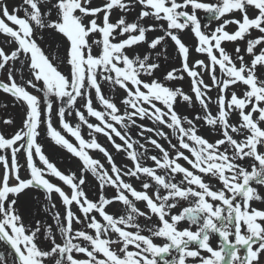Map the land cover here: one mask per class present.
Instances as JSON below:
<instances>
[{
    "label": "snow or ice",
    "instance_id": "snow-or-ice-1",
    "mask_svg": "<svg viewBox=\"0 0 264 264\" xmlns=\"http://www.w3.org/2000/svg\"><path fill=\"white\" fill-rule=\"evenodd\" d=\"M44 32L63 38L62 57L46 54ZM0 37V91L24 106L21 126L5 118L14 133L0 132V264H264V207L254 206L264 205V0H21L11 10L0 0ZM169 40L180 65L159 78ZM17 63L30 78L18 82ZM45 135L79 159L80 175L50 159ZM28 190L43 193L59 241L52 225L25 223L18 204Z\"/></svg>",
    "mask_w": 264,
    "mask_h": 264
},
{
    "label": "rangeland",
    "instance_id": "rangeland-1",
    "mask_svg": "<svg viewBox=\"0 0 264 264\" xmlns=\"http://www.w3.org/2000/svg\"><path fill=\"white\" fill-rule=\"evenodd\" d=\"M9 3V7L11 10V7L13 5H18L21 3V0H8ZM201 16H203V13H200ZM133 17H129V19H132ZM230 18V17H229ZM222 22V21H221ZM218 23L220 22H213L212 27L215 28ZM235 29L234 25H230L228 26L227 30L229 31H233ZM160 33H154V34H150V35H157ZM259 33H253V35H258ZM42 35L44 36V40L41 42L42 43V47H44L46 54H48L51 58L52 55H56V56H63V50H64V41L63 38L60 37L58 34L56 33H51V32H44L42 33ZM183 38L185 39V42L187 44H189L190 46H194L196 41L195 38L191 35V33H185L182 34ZM3 38L0 37V43H2ZM245 45L242 43L241 47L243 48ZM168 50H169V58L167 60H164L163 56L161 57V62H162V68L161 70H159L156 73V76L159 78H162V75L166 73L167 70H170L171 67H179L180 65V61L174 51V46L172 44V42L169 40L168 42ZM235 45L233 44H228L227 48L228 50L231 52L234 49ZM144 48H146V46H143L140 49H137V51H143ZM194 58H204L203 56H200L199 54H196L194 51L192 53ZM16 68L20 69L19 72H17L16 76H17V80L18 82H21V75H23L24 79H28L30 78L29 73L27 72L26 68L21 69L20 68V64L17 63L16 64ZM62 70L67 71V67L62 68ZM206 82L210 81L208 80L207 76H205ZM0 80H4L5 82H7L6 80V73L5 72H0ZM188 84H189V80L188 78L185 79L184 82H182V84L178 85V86H183L185 88V90H188ZM29 91H33V89L29 88ZM38 94V93H37ZM106 94L108 95H113V93H111L110 91L106 90ZM213 96V99L215 100V96H216V92L213 91L212 93H210ZM124 93L122 90H120L118 92V94H116V102L118 104V106H120V99L123 97ZM97 107H99V105H97ZM122 107V106H121ZM198 108V106H197ZM123 110V109H122ZM211 110L213 111V113H215L216 111V107L215 104L213 103V105L211 106ZM178 111L182 114V115H187L189 116V118H192L194 116V112L192 110V108H190L188 105L186 104H181L178 108ZM24 112V106L20 103H17L10 95L3 93L2 91H0V132H5L7 134H13L14 133V127L9 125L6 126L3 124V120L5 118H11L14 121V125L15 127H20L21 126V118ZM72 122L75 123L76 120L74 118V116L71 118ZM54 122H55V126L59 127L58 124V119L54 117ZM93 123H95L96 121L93 119L92 120ZM138 123H143L145 125L151 126V122L148 120H144V121H139ZM201 125H203V122H200ZM205 132H209L210 130L207 128V126H204ZM166 132L171 133V130L169 129H164ZM87 128L85 127L82 130V134L85 135V138L87 137ZM131 134L136 137V134L138 132V129L133 127L130 129ZM148 135V134H146ZM70 140H73V138L68 137ZM208 138L210 139H215V135L212 134L210 135ZM99 141L104 144L106 147L109 148L110 151L113 152L114 158L116 159V162L118 164H128L130 165V161L127 159V157L125 156V154L123 153H115V151L111 148V145L108 143L107 139L105 137H103L102 135L98 137ZM172 141L173 143H176V139L175 137H172ZM41 143L44 144V148L46 151V154L49 155L50 159L57 164V166L64 171L66 174L70 173V172H75L77 175H80V170H81V162L79 161L78 158H75L73 156H71V154L67 153L66 150L60 148L59 146L54 145L47 137L46 135L44 136V139L40 141ZM117 142L119 143L120 141L117 139ZM143 142V141H142ZM160 142L164 145L165 148H168V144L161 139ZM150 151L148 153V155H159V152L157 150L152 149L151 145H146ZM187 154V153H186ZM90 155L93 156V158L96 159H100L102 163H105V166L108 167L107 162L105 160V158L102 156V154L98 153V152H91ZM21 163H23V160L20 161ZM182 164H185L184 161H180ZM147 163L149 165L152 164V162L150 160L147 161ZM185 166H187L185 164ZM2 170V169H0ZM22 175L27 176L26 172H22ZM52 182L58 184L59 186H61L62 188H64V190L67 192L69 191L68 187L66 185L63 184V182L59 181L56 178L53 177H49ZM85 178H86V185H85V189L88 192V195L90 197H95L98 196L99 193V189H98V182L95 180V178L90 174V173H86L85 174ZM179 179V177H178ZM213 183H216V181H212ZM135 186L137 188H139V184H135ZM109 197H111L112 195H114V190H112L111 188H109L107 190L106 193ZM53 201L56 203L57 205V210H59L61 213H63L64 209L61 205L60 199L58 197L57 194H53ZM254 206L256 207H264V205H261L259 202H256L254 204ZM122 205H120L119 203L114 204L112 207H110L108 209V211L110 213L114 212L117 209H122ZM138 207L141 208V210H145V205L143 203H139ZM18 208L25 220L26 224H31L32 226H35V221L40 220L43 223L46 224H50L53 226V230H54V234L57 235V239L59 241L60 237L58 232L56 231L55 228V224L54 221L52 220L50 214L48 212L45 211V201L43 198V193L37 190H28L26 191L24 194H22L19 197V204H18ZM74 211L76 210L75 207L73 209ZM179 209H177L176 211H178ZM153 220L155 221V217L153 218ZM139 223H141V225L143 226L146 221L144 220V218H139ZM186 224H181L180 227H186ZM79 227V226H76ZM147 234V233H145ZM160 241H157V243H159ZM215 243V241H214ZM5 250V246L0 244V251H4Z\"/></svg>",
    "mask_w": 264,
    "mask_h": 264
},
{
    "label": "bare ground",
    "instance_id": "bare-ground-1",
    "mask_svg": "<svg viewBox=\"0 0 264 264\" xmlns=\"http://www.w3.org/2000/svg\"><path fill=\"white\" fill-rule=\"evenodd\" d=\"M0 171H2V170H0Z\"/></svg>",
    "mask_w": 264,
    "mask_h": 264
}]
</instances>
